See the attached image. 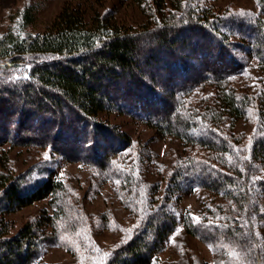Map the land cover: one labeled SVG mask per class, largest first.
<instances>
[{"label": "trees", "instance_id": "1", "mask_svg": "<svg viewBox=\"0 0 264 264\" xmlns=\"http://www.w3.org/2000/svg\"><path fill=\"white\" fill-rule=\"evenodd\" d=\"M133 1L146 5L140 30L119 29L106 13H95L86 25L82 9L64 7L57 24L42 33L0 36V145L48 147L114 184L115 199L129 213L128 238L106 255L92 253L95 264H152L180 221L185 234L220 252L230 248L240 264H258L264 229V0H256L257 13L238 16L215 15L184 0ZM237 52L256 60L260 88L234 85L243 72ZM206 86L210 92L193 101ZM253 102L259 126L247 146L240 144L241 134L222 128L228 122L233 127ZM109 111L207 152L177 162L160 191V180H142L134 161L121 159L130 138L99 119ZM141 156L149 159L147 150ZM196 188L216 197L212 210L206 208L211 217L179 216L175 196ZM66 193L51 171L34 180L0 172V264H40L44 245L60 243L62 224H70V232L81 224V216L67 219L72 207ZM45 198L52 214L42 211L11 231L4 214Z\"/></svg>", "mask_w": 264, "mask_h": 264}, {"label": "rangeland", "instance_id": "2", "mask_svg": "<svg viewBox=\"0 0 264 264\" xmlns=\"http://www.w3.org/2000/svg\"><path fill=\"white\" fill-rule=\"evenodd\" d=\"M184 1L190 6L210 8L215 15H250L258 11L256 0ZM64 7L82 9L86 25L95 13L110 14L122 30H140L147 12L144 3L138 4L133 0H0V36L11 33L24 37L42 33L57 24L55 18ZM237 54L241 57L243 72L234 78V85L249 91L260 88L262 73L256 60L240 52ZM210 89L208 86L200 88L193 94V101L205 91L210 92ZM257 108V102L251 103L243 118L237 120L233 127H229L230 122L226 123L222 131L228 135L233 134L232 136L241 134L240 144L250 146L258 133ZM99 119L114 125L130 138L129 152L125 149L126 153H123L121 159L126 155L127 159L134 161L142 174V180H160V191L166 186L168 175L177 162L187 156H203L207 152L198 146L184 144L177 138L160 136L154 129L127 114L117 111L103 112ZM144 150H147L149 159L141 156ZM213 153L219 154L215 151ZM6 170L14 174L24 173L30 180L47 176L49 171L53 172L55 178L64 183L67 191L64 198L72 207L67 219L75 222V219L81 216V224H74L71 232L67 231L70 224H62L60 243L44 245L36 258L40 264H95L97 255L92 253L100 252L101 255H106L128 238V226L131 225L128 223L129 213L121 208L119 200L115 199L114 184L99 179L89 165L66 162L51 153L48 147L13 146L5 143L0 145V172ZM179 194L175 196V207L179 216L188 213L197 216L196 218L211 217L206 211L208 205L210 208L214 207L211 200L216 197L211 193L196 188ZM261 207L264 210V199ZM42 211L52 214L53 208L47 198L6 213L4 217L11 223V231H15L25 221L39 218ZM259 233L261 259L258 264H264V229H260ZM226 249L228 252H220L209 244L185 234L180 221L152 264H232L235 253L228 247Z\"/></svg>", "mask_w": 264, "mask_h": 264}, {"label": "snow or ice", "instance_id": "3", "mask_svg": "<svg viewBox=\"0 0 264 264\" xmlns=\"http://www.w3.org/2000/svg\"><path fill=\"white\" fill-rule=\"evenodd\" d=\"M253 179H259V178H253Z\"/></svg>", "mask_w": 264, "mask_h": 264}]
</instances>
